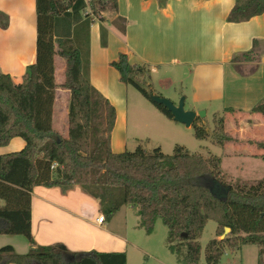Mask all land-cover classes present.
<instances>
[{"label": "trees", "instance_id": "16d2710c", "mask_svg": "<svg viewBox=\"0 0 264 264\" xmlns=\"http://www.w3.org/2000/svg\"><path fill=\"white\" fill-rule=\"evenodd\" d=\"M166 1L158 0L161 7ZM234 2L227 22L245 23L264 13V0ZM35 7V63L21 84L0 73V147L16 137L25 142L20 151L0 155V234L23 236L30 250L18 255L11 246H3L0 264H126L123 253H72L61 244L36 246L30 223L35 186L59 187L63 193L78 186L100 203L105 221L129 205L146 235H151L160 221L167 231L168 250L178 264H198V239L209 221L216 224V239L204 248L206 264H219L226 251L234 254L252 244L259 247L258 263H262L264 180L229 185L221 173L219 158L193 155L179 145L171 155L159 148L147 150L140 146L134 152L111 151L116 113L90 84L86 27L94 19L101 22L103 12L117 14V0H35ZM112 23L120 34L125 33L122 18L116 17ZM79 24L84 33L77 29ZM100 41L102 48L107 46L104 28L100 30ZM257 47L258 42L253 41L252 49L239 61L254 60ZM55 56L64 61L60 85L54 78ZM110 66L121 83L133 88L172 121L168 111L150 100V96L157 95L150 91V83L146 85L145 81L151 80L147 66L131 65L123 53ZM57 89L70 96L66 138L53 126ZM252 112L264 117V102L253 107ZM201 121L197 118L191 126L195 139L212 138L219 146L233 140L225 134L222 118L213 134ZM256 145L264 151L263 143ZM260 159L264 161V155ZM225 228L230 232L221 238Z\"/></svg>", "mask_w": 264, "mask_h": 264}, {"label": "crops", "instance_id": "0c3cea01", "mask_svg": "<svg viewBox=\"0 0 264 264\" xmlns=\"http://www.w3.org/2000/svg\"><path fill=\"white\" fill-rule=\"evenodd\" d=\"M117 5V14L103 12L101 22L94 19L86 27L90 84L109 101L116 113L109 143L113 153L128 151L129 107L137 112L138 105L142 106L153 124L169 130L174 127L173 121L158 112L141 94L120 82L110 63L121 53L126 54L131 65L149 68L153 90L158 92L162 86L173 88L177 103L182 97L184 106L188 102L187 111L204 110L207 114L202 104L215 103L218 108L214 106L212 117L234 112L260 115L253 113L252 108L264 102V85L261 87L264 13L245 23H230L226 19L235 5L234 0H167L163 7L158 0H117ZM116 17L126 23L124 34L112 23ZM35 24V0H0V73L8 75L16 84L24 82L28 68L35 63ZM81 28L77 25L84 33ZM101 28L107 31V46L103 48ZM253 41L258 42L255 59L239 61L252 49ZM54 62V78L60 85L64 80V61L55 56ZM177 84L181 89L178 92L175 91ZM55 96L53 114L60 97L66 107L61 112L66 118L70 96L60 89ZM140 111L138 109L141 115ZM140 118L135 129V142L139 146L154 135L151 130L147 136L142 135L147 130ZM55 120L56 114L53 126ZM24 146L25 142L16 137L0 148V155L16 153ZM30 205L31 236L36 246L61 244L72 253H123L126 264L129 250L137 248L115 232L111 221L115 215L102 224L96 221L102 216L100 203L78 186L67 193L59 187L35 186ZM3 246H11L18 255L30 250L29 242L20 235L0 234V249ZM167 252L168 256H161L163 260H156L158 264H178L168 247Z\"/></svg>", "mask_w": 264, "mask_h": 264}, {"label": "rangeland", "instance_id": "374dc122", "mask_svg": "<svg viewBox=\"0 0 264 264\" xmlns=\"http://www.w3.org/2000/svg\"><path fill=\"white\" fill-rule=\"evenodd\" d=\"M262 76L264 77V73ZM145 82L146 85L150 86L149 80ZM261 83L262 87L264 85V79ZM179 87L180 86L177 84L175 91H180L181 89H179ZM150 91L157 96L161 95L177 104V100L174 98L173 88L162 86L159 88L158 92H156L152 87ZM214 106L218 108L215 103L202 104L201 107L207 111V114L205 113V117L201 119V122L203 126L207 128L209 134H213V130L219 127L218 120L222 118V128H224V132L227 136L230 138L232 137L233 140L231 142L219 146L213 142L212 138L205 140L195 139L191 128L187 129L184 125L175 123L173 120L172 126L174 127L172 130L157 126L153 124V119H151L147 110L138 105V109L141 110V115L138 109H136L137 112H133L130 107L128 108L129 116L126 127L128 130V152H134L139 146V143L137 144L135 142V129L139 125L137 118L140 116L141 118L139 121L146 123L145 129L147 130V132L143 131L142 135L147 136L149 130L154 134L149 142L140 143L141 148L147 150L159 148L165 155H171L175 146L179 145L186 148L189 153L193 155L201 154L204 157L208 155L213 157L216 156L220 160V170L225 177L224 180L229 185H233L234 182L251 183L264 180V161L260 159V156L264 155V151L260 150L256 145V143L259 142L264 144V117L252 115L250 113L239 114L236 112L231 114H218L212 117ZM64 107V100L59 97L55 104L56 120L54 128L59 132L58 134L62 138H66L68 134L67 117L64 118L61 112ZM187 109L188 102L184 106V110L187 111ZM3 147L4 146H1L0 148ZM134 211L135 210L131 209V206L125 205L114 214L115 216H113L114 218L111 220L113 221L115 232L127 238L130 244L136 245L137 247L136 249L129 250L128 264H158L156 260H163L164 258L162 259V257L164 255L168 256L166 228L160 221H157L154 232L151 235H146L145 232L139 228L140 220L137 218ZM215 230L216 224L212 221L207 222L198 239L201 247V256L198 264H206L204 262L203 251L209 241L216 239ZM258 251L259 247L253 244L242 246L241 250L234 254L226 251L221 257L219 264H259ZM260 264H264V256Z\"/></svg>", "mask_w": 264, "mask_h": 264}, {"label": "water", "instance_id": "95a60500", "mask_svg": "<svg viewBox=\"0 0 264 264\" xmlns=\"http://www.w3.org/2000/svg\"><path fill=\"white\" fill-rule=\"evenodd\" d=\"M150 100L156 104L161 105L166 111L172 115V120L175 123H180L186 128H191L192 124L197 118L203 119L205 117L204 111L193 112L184 110V98L182 97L177 105H174L169 99L160 97V96H150ZM230 232L228 228H225L221 238L227 236ZM181 237H185V234H182Z\"/></svg>", "mask_w": 264, "mask_h": 264}, {"label": "built area", "instance_id": "2783aa9c", "mask_svg": "<svg viewBox=\"0 0 264 264\" xmlns=\"http://www.w3.org/2000/svg\"><path fill=\"white\" fill-rule=\"evenodd\" d=\"M96 221L99 223V224H102L104 222L103 220V217L102 216H99Z\"/></svg>", "mask_w": 264, "mask_h": 264}]
</instances>
